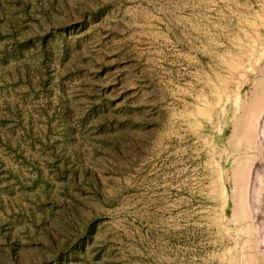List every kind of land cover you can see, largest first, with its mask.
I'll use <instances>...</instances> for the list:
<instances>
[{
	"label": "rangeland",
	"instance_id": "rangeland-1",
	"mask_svg": "<svg viewBox=\"0 0 264 264\" xmlns=\"http://www.w3.org/2000/svg\"><path fill=\"white\" fill-rule=\"evenodd\" d=\"M263 133L264 0H0V264H264Z\"/></svg>",
	"mask_w": 264,
	"mask_h": 264
},
{
	"label": "bare ground",
	"instance_id": "bare-ground-1",
	"mask_svg": "<svg viewBox=\"0 0 264 264\" xmlns=\"http://www.w3.org/2000/svg\"><path fill=\"white\" fill-rule=\"evenodd\" d=\"M261 168H263V166ZM260 169H258V173L255 171L257 175L255 177V180L251 188V196H252L254 211L256 212V215L259 216L257 217L260 218V222L262 223V238L264 241V170H263L264 168L261 170Z\"/></svg>",
	"mask_w": 264,
	"mask_h": 264
}]
</instances>
